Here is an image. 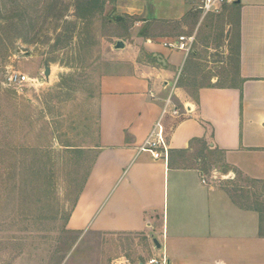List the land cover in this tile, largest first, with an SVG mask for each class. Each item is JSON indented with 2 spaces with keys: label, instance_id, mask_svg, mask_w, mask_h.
<instances>
[{
  "label": "crops",
  "instance_id": "1",
  "mask_svg": "<svg viewBox=\"0 0 264 264\" xmlns=\"http://www.w3.org/2000/svg\"><path fill=\"white\" fill-rule=\"evenodd\" d=\"M201 3L117 0L119 12L136 20L126 47L149 59L101 81L97 157L68 227L143 235L151 256L139 264L164 257L167 264H264L257 212L207 181L195 160L196 152L216 157L226 181L264 180V0L223 7L222 18L236 27L235 53L227 50L236 70L207 81L198 50L186 56L166 46L188 33L199 38L204 23L206 32L214 29ZM161 120L166 159L141 150Z\"/></svg>",
  "mask_w": 264,
  "mask_h": 264
},
{
  "label": "rangeland",
  "instance_id": "2",
  "mask_svg": "<svg viewBox=\"0 0 264 264\" xmlns=\"http://www.w3.org/2000/svg\"><path fill=\"white\" fill-rule=\"evenodd\" d=\"M224 14H210L214 29L204 23L195 39L203 81L236 70L235 54L227 58L236 27ZM135 21L117 0H0V264H139L151 256L143 235L68 227L97 157L101 81L149 59L126 47ZM13 73L30 82L12 86ZM195 157L207 181L257 212L264 235V180L226 181L216 157Z\"/></svg>",
  "mask_w": 264,
  "mask_h": 264
},
{
  "label": "built area",
  "instance_id": "3",
  "mask_svg": "<svg viewBox=\"0 0 264 264\" xmlns=\"http://www.w3.org/2000/svg\"><path fill=\"white\" fill-rule=\"evenodd\" d=\"M238 1L239 0H202L200 9L203 11L204 15L220 13L224 6L236 4ZM194 43V36H180L175 42L167 44L166 46L182 51L186 56H188L192 52ZM9 82L12 86L21 87L29 83L30 78L19 73H13L9 77ZM165 113H167V111H165ZM173 114L178 115L179 111L173 110ZM158 147H162L164 149V154H161V152L157 151ZM141 150L151 152V154L156 159L167 158L168 152L165 145L164 127L162 125V120L156 124L145 144L141 147ZM203 182L206 183V181ZM144 264H167V260L165 257L163 259L152 258Z\"/></svg>",
  "mask_w": 264,
  "mask_h": 264
},
{
  "label": "water",
  "instance_id": "4",
  "mask_svg": "<svg viewBox=\"0 0 264 264\" xmlns=\"http://www.w3.org/2000/svg\"><path fill=\"white\" fill-rule=\"evenodd\" d=\"M124 47H125V44H124L123 42H118V44H117V48H118V49H123ZM50 74H51V69H50V67H46V68H45V76H46V77H49ZM154 243H155V245H156L157 247H160L159 243H158L156 240L154 241Z\"/></svg>",
  "mask_w": 264,
  "mask_h": 264
}]
</instances>
